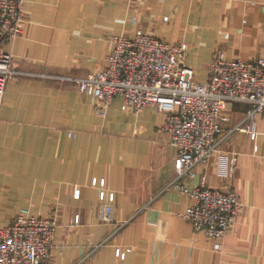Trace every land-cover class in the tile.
<instances>
[{"label":"crops","instance_id":"0c3cea01","mask_svg":"<svg viewBox=\"0 0 264 264\" xmlns=\"http://www.w3.org/2000/svg\"><path fill=\"white\" fill-rule=\"evenodd\" d=\"M23 1V32L0 48L14 71L0 108V230L21 210L55 218L43 264H264V114L252 139L249 106H226L217 151L182 180L190 188L202 180L230 187L243 204L215 251L183 217L191 198L168 187L176 152L161 131L163 115L153 107L122 111L116 98L103 117L66 81L106 69L111 38L138 29L185 43L184 62L199 82L216 53L264 58V0ZM224 156L237 158L231 179L218 175ZM94 179L114 194L110 222L97 217ZM118 248L130 249L123 260Z\"/></svg>","mask_w":264,"mask_h":264},{"label":"built area","instance_id":"2783aa9c","mask_svg":"<svg viewBox=\"0 0 264 264\" xmlns=\"http://www.w3.org/2000/svg\"><path fill=\"white\" fill-rule=\"evenodd\" d=\"M24 24V1L0 0V48L19 37ZM111 41L113 48L106 69L66 81L94 99L95 110L103 117L116 98L121 99L122 111L137 115L143 108L153 107L163 115L161 131L176 152L175 175L168 187L191 198L183 217L194 232L205 234L215 251L220 250L242 214L243 204L230 187L212 188L202 180L190 188L182 180L193 179L197 166L205 164L217 151L226 106H249L245 127L255 138V120L264 114V58L244 61L216 53L208 66V79L199 82L194 69L184 62L185 43L172 46L142 29L133 37L115 36ZM13 73L12 60L0 49V108ZM236 163V156H224L218 175L231 179ZM97 182L94 179L92 185ZM98 184L103 187V180ZM79 192L75 190V197ZM99 201L98 219L112 221L114 194H106L101 188ZM56 227L53 217H35L21 210L0 230V264H43L50 256ZM129 251L118 248L116 256L123 260Z\"/></svg>","mask_w":264,"mask_h":264},{"label":"rangeland","instance_id":"374dc122","mask_svg":"<svg viewBox=\"0 0 264 264\" xmlns=\"http://www.w3.org/2000/svg\"><path fill=\"white\" fill-rule=\"evenodd\" d=\"M210 64V63H209Z\"/></svg>","mask_w":264,"mask_h":264}]
</instances>
